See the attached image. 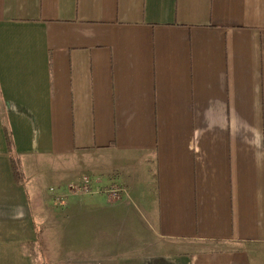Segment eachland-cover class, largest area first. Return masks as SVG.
Masks as SVG:
<instances>
[{"label":"crops","instance_id":"0c3cea01","mask_svg":"<svg viewBox=\"0 0 264 264\" xmlns=\"http://www.w3.org/2000/svg\"><path fill=\"white\" fill-rule=\"evenodd\" d=\"M50 180L112 240L68 264H264V0H0V264Z\"/></svg>","mask_w":264,"mask_h":264},{"label":"rangeland","instance_id":"374dc122","mask_svg":"<svg viewBox=\"0 0 264 264\" xmlns=\"http://www.w3.org/2000/svg\"><path fill=\"white\" fill-rule=\"evenodd\" d=\"M50 181L51 182L48 183V187L46 188L47 191H45L46 195L48 194L52 197L51 200H53L51 201V211L48 209L51 219L39 223L40 239L38 242V256L40 264H68L67 261L72 255L78 253L95 254L101 250L102 245L111 243L112 240L110 237H107V231L100 227L99 230H97L95 227L97 223L95 224V222H87L86 220L85 222L81 221V225H79L78 221L71 226L68 224L66 227L67 230L62 229L64 226L63 218H66V216L64 217L63 215L66 202L63 196L53 197L55 194L58 195V193L62 192V190L57 189L62 185L56 186L55 183H52V180ZM69 182H66L67 185L65 186H68ZM62 189H64V186H62ZM95 192H97V189L93 188L92 193L87 194V196H91ZM129 224L130 223L124 225L126 229ZM47 226H51V231L45 230ZM52 228H55L56 231H52ZM115 233L117 232L109 231V234H113L114 237L116 236ZM65 234L66 236L64 237ZM144 234L145 231H143V228L139 231L135 230L134 233H132L130 229H127L122 231L120 237L125 235L129 238H133L134 241L132 239L129 240V245L127 246L131 247L130 249L132 251V249L138 248L142 242L150 241V236ZM71 236L73 238H70ZM75 236L77 238H74ZM101 251L104 252V250Z\"/></svg>","mask_w":264,"mask_h":264},{"label":"built area","instance_id":"2783aa9c","mask_svg":"<svg viewBox=\"0 0 264 264\" xmlns=\"http://www.w3.org/2000/svg\"><path fill=\"white\" fill-rule=\"evenodd\" d=\"M92 180L89 178H84L83 179V184L80 186H70L68 187V189H70L72 192H79L82 194H91L92 193ZM118 189H115L114 191H112V196L113 197H117L118 195ZM61 195H57L56 197H60Z\"/></svg>","mask_w":264,"mask_h":264},{"label":"water","instance_id":"95a60500","mask_svg":"<svg viewBox=\"0 0 264 264\" xmlns=\"http://www.w3.org/2000/svg\"><path fill=\"white\" fill-rule=\"evenodd\" d=\"M42 191L43 190H41V188L37 189V193L35 194L32 201L30 202L32 204L33 213L36 216H40V217H42L41 215L43 214V209H44L43 208L44 203H42V201H43ZM44 218H45V216H44Z\"/></svg>","mask_w":264,"mask_h":264}]
</instances>
